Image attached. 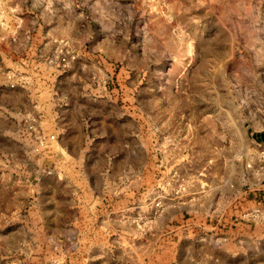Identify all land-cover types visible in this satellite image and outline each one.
<instances>
[{"label":"rangeland","instance_id":"1","mask_svg":"<svg viewBox=\"0 0 264 264\" xmlns=\"http://www.w3.org/2000/svg\"><path fill=\"white\" fill-rule=\"evenodd\" d=\"M261 185L264 0H0V264H264Z\"/></svg>","mask_w":264,"mask_h":264},{"label":"crops","instance_id":"2","mask_svg":"<svg viewBox=\"0 0 264 264\" xmlns=\"http://www.w3.org/2000/svg\"><path fill=\"white\" fill-rule=\"evenodd\" d=\"M64 128H65L64 132H66V134L73 136L74 129L72 127L70 128V126L67 125ZM261 187L264 188V185H261Z\"/></svg>","mask_w":264,"mask_h":264},{"label":"built area","instance_id":"3","mask_svg":"<svg viewBox=\"0 0 264 264\" xmlns=\"http://www.w3.org/2000/svg\"><path fill=\"white\" fill-rule=\"evenodd\" d=\"M54 139H55V137L53 135L49 137V141H53ZM47 141H48V139H45V138L42 137L40 139V144L44 145L45 143H47Z\"/></svg>","mask_w":264,"mask_h":264}]
</instances>
